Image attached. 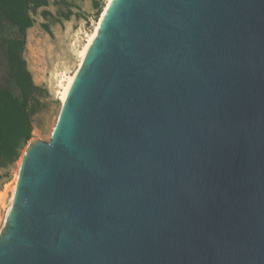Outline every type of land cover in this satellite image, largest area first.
Listing matches in <instances>:
<instances>
[{"label": "water", "instance_id": "95a60500", "mask_svg": "<svg viewBox=\"0 0 264 264\" xmlns=\"http://www.w3.org/2000/svg\"><path fill=\"white\" fill-rule=\"evenodd\" d=\"M0 264H264V0H112Z\"/></svg>", "mask_w": 264, "mask_h": 264}, {"label": "rangeland", "instance_id": "374dc122", "mask_svg": "<svg viewBox=\"0 0 264 264\" xmlns=\"http://www.w3.org/2000/svg\"><path fill=\"white\" fill-rule=\"evenodd\" d=\"M107 0H50L49 5L34 14L35 23L27 31L23 53L27 66L37 85L42 88L38 95L39 111L33 117L32 139L49 142L61 109L58 96L61 74L76 71L79 65L77 50L85 42L100 18ZM98 2V4H96ZM50 11L45 17L42 10ZM70 17L66 18L65 14ZM46 25L49 26L48 31ZM10 32L9 26L0 22V38ZM0 86L15 91L8 62L0 46ZM29 143V142H28ZM19 159L0 170V232L6 223L11 204L12 187L19 169ZM4 203V204H3Z\"/></svg>", "mask_w": 264, "mask_h": 264}, {"label": "trees", "instance_id": "16d2710c", "mask_svg": "<svg viewBox=\"0 0 264 264\" xmlns=\"http://www.w3.org/2000/svg\"><path fill=\"white\" fill-rule=\"evenodd\" d=\"M50 0H0V22L10 32L1 36L10 75L16 90L0 86V170L14 164L33 136V117L41 107L37 85L23 56L27 31L35 23L34 14ZM98 4V2H96ZM45 17L50 11L43 9ZM66 18L70 14H65ZM49 31V26L46 25Z\"/></svg>", "mask_w": 264, "mask_h": 264}, {"label": "bare ground", "instance_id": "6f19581e", "mask_svg": "<svg viewBox=\"0 0 264 264\" xmlns=\"http://www.w3.org/2000/svg\"><path fill=\"white\" fill-rule=\"evenodd\" d=\"M111 2H112V0H107L106 1V4H105L104 9L102 11V14L100 15V18L98 19V21L96 22L93 31L87 35V38H86L85 42L77 50V53H78V56H79V65H78L76 71H74L71 74H68L67 72H64V73L61 74V79H60V82H59V85H58L59 86L58 96L61 99L62 104L67 98L68 92H69V90H70V88L72 86V83H73V81H74V79L76 77V74H77L80 66L83 63V60H84V58H85V56H86V54H87V52H88V50L90 48L91 43L93 42L94 38L97 36L101 20H102L104 14H105V11L107 10V8H108V6H109V4ZM21 161H22V158H21V160L19 162V167H20ZM18 171H19V169H18ZM17 178H18V172L16 173V177H15V180H14V183H13V187L11 189V191H12L11 204L9 206L10 208L8 210V213H9V211L11 209V206H12V204L14 202V195H15Z\"/></svg>", "mask_w": 264, "mask_h": 264}, {"label": "built area", "instance_id": "2783aa9c", "mask_svg": "<svg viewBox=\"0 0 264 264\" xmlns=\"http://www.w3.org/2000/svg\"><path fill=\"white\" fill-rule=\"evenodd\" d=\"M4 204V203H3ZM0 205L2 206V203L0 202Z\"/></svg>", "mask_w": 264, "mask_h": 264}]
</instances>
